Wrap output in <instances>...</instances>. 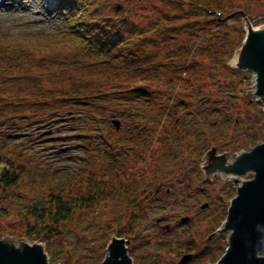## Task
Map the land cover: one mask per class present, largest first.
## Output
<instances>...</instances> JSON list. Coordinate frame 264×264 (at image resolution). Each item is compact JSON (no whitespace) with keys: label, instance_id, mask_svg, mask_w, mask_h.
<instances>
[{"label":"rangeland","instance_id":"374dc122","mask_svg":"<svg viewBox=\"0 0 264 264\" xmlns=\"http://www.w3.org/2000/svg\"><path fill=\"white\" fill-rule=\"evenodd\" d=\"M58 6L61 0H7L0 9V36L56 30L61 25ZM72 8L66 5L64 10L73 13ZM263 26L264 23L256 27ZM221 40L219 36L205 39L194 48L195 53L219 50ZM178 52L177 47L163 48L161 57ZM187 78L194 87L182 89L172 103L170 94L165 92V78L148 100L128 96L57 105L55 112L9 119L1 124L0 144L24 154L31 172L18 187L0 196V204L13 210V215H0V240L31 245L21 235L33 221L18 212L60 185L74 180L86 182L85 167L90 168V174L101 175L111 152L118 161L128 157L135 163L129 168V172L133 170L130 174L139 167L138 156L152 162L150 169L140 174L143 177L146 172H153L151 192L146 191L142 201L137 197V207L132 212L122 197L73 213L61 235L54 239L50 255L42 242L34 241L45 249L48 264H101L107 256L108 243L118 233L129 242L133 264H178L186 254L181 251L185 244H196V252L188 253L194 257L226 245L228 234H216L213 227L235 195V188L221 176L205 178V148L208 142L226 135L225 141L214 146L215 154L231 162L237 154L264 143V112L254 96V79L248 71L231 67L211 70L204 66ZM110 119L120 122L118 131L110 129ZM138 126L142 127L140 133L136 132ZM145 133L152 148L149 152L143 149L141 155L138 150L134 156L136 142ZM250 178L247 175L245 180ZM159 185L163 186V193L155 196ZM165 226L171 229H159ZM136 237L140 238L138 245Z\"/></svg>","mask_w":264,"mask_h":264},{"label":"trees","instance_id":"16d2710c","mask_svg":"<svg viewBox=\"0 0 264 264\" xmlns=\"http://www.w3.org/2000/svg\"><path fill=\"white\" fill-rule=\"evenodd\" d=\"M61 2L62 6L71 5L74 12L82 11L78 20L70 19L69 33L0 36V125L9 119L55 112L57 105L128 96L148 100L165 78V92L170 94L172 103L182 89L194 87L187 76L202 67L230 70L228 62L244 39L245 17L253 26L264 23V0ZM257 17L259 21L254 20ZM217 36L222 38L219 50L195 53L197 45ZM173 47L180 52L161 57L163 48ZM226 138L225 135L210 141L205 151ZM145 147L152 148L151 142L147 141ZM112 161L100 177L90 175L86 182L74 180L60 185L18 212L33 221L21 237L42 242L50 255L54 239L61 235L73 213L122 197L124 204H129L134 176H139L142 169L130 174L124 165H116L115 157ZM30 172L24 154L0 144V196L18 187ZM0 215H13V210L0 204ZM224 217L225 214L215 228ZM117 236L121 237V233ZM135 241L138 245L140 238ZM225 247L206 250L195 256L191 264H213ZM181 251L194 253L196 248L186 244Z\"/></svg>","mask_w":264,"mask_h":264},{"label":"water","instance_id":"95a60500","mask_svg":"<svg viewBox=\"0 0 264 264\" xmlns=\"http://www.w3.org/2000/svg\"><path fill=\"white\" fill-rule=\"evenodd\" d=\"M233 67L251 72L255 77V96L264 110V26L253 28L245 20V39L235 53ZM116 129L119 122L112 121ZM210 150L203 168L206 176L222 174L231 177L236 185V196L231 200L225 221L219 234L228 233L227 248L216 264H264V143L249 152L237 156L229 163L224 156ZM251 174V180L240 178ZM128 241L111 238L107 256L101 264H133L128 255ZM189 255L183 256L178 264H186ZM0 264H48L42 245L12 240H0Z\"/></svg>","mask_w":264,"mask_h":264},{"label":"flooded vegetation","instance_id":"af4514ba","mask_svg":"<svg viewBox=\"0 0 264 264\" xmlns=\"http://www.w3.org/2000/svg\"><path fill=\"white\" fill-rule=\"evenodd\" d=\"M139 167L136 169V174H138L139 173V171L142 169V171L139 173V176H134V184H133V186H132V191L134 192L133 193V195L131 194V196H130V201H129V204L128 203H126V204H124L126 207H128L129 209L131 208V210H130V212H132L134 209H135V207H137V204H136V202L138 201V200H140V201H142V200H144L145 198H146V191H149V192H151L150 190H151V185L153 184V182H154V180H153V172H146V175L147 176H143V177H141L140 176V174H142V172L144 171V170H147V169H150V167H151V165H152V162H149V161H145V162H141L140 160H139ZM132 164H135V163H133V162H131L130 161V159H128V161H123V162H121V161H118V162H116V165H118L119 167H121V165H124L125 167L124 168H127L128 169V172H129V168H130V166L132 165ZM145 164V165H144ZM153 165H157V162H153ZM133 171V170H132ZM131 171V172H132ZM106 171H104L103 173H105ZM131 172H129V173H131ZM134 173V174H135ZM101 175H99V177H100ZM88 178H89V175H88ZM145 185H147V187H146V189H143L142 190V192L140 191ZM155 196L156 195H159V194H161V193H163V186L162 185H159V186H157L156 188H155ZM169 192H167V190H166V192H165V194H168ZM148 194H151V193H148ZM137 197H138V200H137ZM137 200V201H136ZM122 202H123V199H122ZM132 202H133V204H132ZM124 203V202H123ZM206 207H207V204H206ZM125 211H128V209L127 210H125ZM133 213H131V215H132ZM217 224V222L216 223H214V225H216ZM156 225L157 226H159V223L158 222H156ZM159 229H161V230H165V231H169L171 228H169V227H167V226H165V227H163V228H159ZM213 233V232H212ZM196 244H192V246L194 247ZM186 254H188V253H186ZM191 262L192 261H189V263L188 264H191Z\"/></svg>","mask_w":264,"mask_h":264},{"label":"bare ground","instance_id":"6f19581e","mask_svg":"<svg viewBox=\"0 0 264 264\" xmlns=\"http://www.w3.org/2000/svg\"><path fill=\"white\" fill-rule=\"evenodd\" d=\"M47 260H49L48 256H47Z\"/></svg>","mask_w":264,"mask_h":264}]
</instances>
